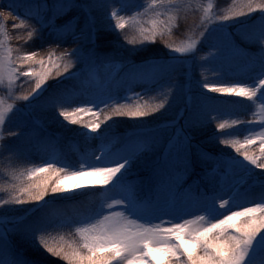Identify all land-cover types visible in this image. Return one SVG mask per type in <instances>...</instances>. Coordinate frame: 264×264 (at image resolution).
Segmentation results:
<instances>
[{"label": "snow or ice", "instance_id": "snow-or-ice-1", "mask_svg": "<svg viewBox=\"0 0 264 264\" xmlns=\"http://www.w3.org/2000/svg\"><path fill=\"white\" fill-rule=\"evenodd\" d=\"M110 7L112 0H9L6 6L0 0V91L14 101L5 105L0 97V126L7 123L8 111L26 115L51 111L57 122L63 117L82 125L90 131L81 135L87 138L95 133L93 140L100 141L78 168L66 160L45 159L27 170L26 182L7 186V198H0V264H58L51 257L66 264H264V108L259 124L248 122L259 132L220 140L243 159L230 154L217 157L216 167L210 169L198 134L209 122L206 101L217 97L204 92L191 96L178 119L158 127H150L146 118L164 109L168 97L156 104L145 100L165 72L182 63L178 55L165 53L161 57L154 44L158 37L170 38L189 10L199 14L200 23L184 41L164 40L170 52L194 56L197 45L206 43L208 61H223L225 53L250 58L256 69L249 77L250 84L204 81L202 87L264 100V0H239L223 12L213 11L212 0L206 5L151 0L146 7L136 4L142 12L132 15H121L130 7L126 2L107 13ZM97 9L105 11L103 19ZM149 14L150 27H140L137 36L125 31L126 25L137 23L138 16ZM9 17L12 29L31 20L38 27L29 31V36L35 33L45 43L71 47L55 59L49 54L47 61L37 60L36 51H23L17 60L26 67L17 68L11 49L4 51L8 38L4 21ZM113 34L117 37L115 47H109ZM121 34L132 47L120 42ZM35 64L38 69L32 67ZM74 65L78 73L69 72ZM116 66L122 74L102 81L98 78L101 71ZM216 67L221 73L230 70L224 63ZM20 77L25 78L20 83L29 84V89L17 95ZM50 79L54 82L48 83ZM73 79L90 86L84 88L83 99L69 103L65 100L66 81ZM174 86L182 87L179 82ZM84 114L87 119L82 118ZM128 121L132 122L129 130L116 136V130ZM244 123L232 121L234 125ZM217 128L224 129L225 123ZM28 134L25 122L19 133H9L17 136V141L0 143V152L31 159L30 146L20 139ZM31 134L36 135L37 130L32 129ZM110 138L124 147L110 150ZM257 140L259 155L247 147ZM38 174H43L42 178ZM15 176L20 180L23 173ZM133 176L136 179H131ZM188 180L192 184L185 188ZM90 185L108 186L105 202L95 211L59 221L44 213L49 197L71 201L85 194L75 189ZM252 196L255 198L249 199ZM74 225L75 237L69 242L51 234ZM13 235L19 236L24 248L15 245Z\"/></svg>", "mask_w": 264, "mask_h": 264}, {"label": "trees", "instance_id": "trees-1", "mask_svg": "<svg viewBox=\"0 0 264 264\" xmlns=\"http://www.w3.org/2000/svg\"><path fill=\"white\" fill-rule=\"evenodd\" d=\"M148 0H119V4L121 3H127L130 5L129 8H127L124 11V14H128L132 11V9L135 8L136 4H141L142 2H147ZM237 0H212V3L214 4L213 11H227L229 8L233 7ZM9 0H3V4L6 6ZM13 2H20V0H13ZM20 14L23 15L24 9L21 8ZM199 14L193 15L191 13V10H189V14L186 16V19L180 20L178 27H175L172 32V36L169 38L171 41L174 42H181L185 38L191 35V30L193 29V26L200 23V20L198 19ZM32 22L31 20L28 22L30 24ZM6 24L5 31L8 33V38L5 40V47L4 48H10L12 55L14 57V60L16 62H19L16 57H18L20 54H22L23 51H36L37 57L36 59L39 60L43 58L45 61L48 60L49 54L53 55V58L59 57L60 53L63 51L64 48L71 47V45H61L60 47H57L55 43H45L41 40H39L35 33H33L32 36H29L26 34V29L29 26L28 24L21 25L17 29H12L11 25L13 23L11 17H9L6 21H4ZM35 26L37 24L35 23ZM38 27V26H37ZM137 27L135 25L126 26L125 31L128 32L130 36H137L138 31ZM27 35V36H26ZM26 36V37H25ZM116 35L113 34L111 36V43L109 47H115V40ZM119 40L121 43H125L123 35H119ZM165 39H160L159 37L155 41L154 47L158 50H160V56L163 57L165 53L167 52L166 45L163 42ZM127 47H132L133 45L126 44ZM138 46V45H137ZM208 50V45H205L202 43L199 47V50L196 52L198 55V58H196L195 63L192 64L193 70H194V77L197 78L199 82H227L230 80L233 81H241L244 83H247L250 80V76L253 73L254 66L251 64H248L249 58L246 56H243L242 58H233L231 60H224V61H203L201 59V55L203 53H206ZM16 56V57H15ZM224 63L225 66H230L232 68H235V71H232V73H229V70L224 71L221 73L217 70V64ZM37 65H32L34 69H37ZM21 67H26L22 65ZM20 67V68H21ZM205 71L201 72L200 70ZM180 71V70H179ZM69 72L78 73L77 66H73L69 69ZM102 71L99 73V79H102ZM168 74V75H167ZM65 76L68 75V73H64ZM166 75V76H165ZM176 76V72L173 70L166 71L165 74L162 76L164 79L171 78V80H168L166 84L168 86H171V88H174L175 81L177 82V79L174 77ZM161 77V78H162ZM59 79V78H57ZM24 77H20V81H17V84L19 85L16 90V94H24L29 89V84L24 83L21 84V81H24ZM89 80L94 83L95 80L92 77H89ZM54 81L50 79L48 83H53ZM67 85V91L65 94V100L69 103L78 101L80 99L84 98V88L88 87L90 85H84L80 82L78 79H73L70 81H66ZM197 84L195 83L196 86ZM196 89V87L194 88ZM139 91V88L137 89ZM172 93H175V95H172ZM170 94L165 93L163 90H160L157 85L153 86V90L149 93V96L145 97V100H147L151 104L159 103L161 100L165 98V96L168 97V103L165 104V108L161 109L159 112L154 113L152 117H148L146 119L151 121L150 127H158L162 126L165 123H167L170 120L178 119L179 117V111L183 108L185 109L186 103L185 99L188 98V93L186 96L184 94H177L176 92H173ZM44 98H42L43 100ZM20 104V102L18 103ZM23 104V103H21ZM170 105V106H169ZM208 105V108L214 110L215 112H219L221 115L218 119H210L208 124L201 129L200 133L198 134V139L203 141V148L206 156L208 157V163L209 166H213L216 163V158L218 157V153L220 151H223L226 147H230V145H224L220 143V140L222 139H232L233 137H240L243 134V131L245 129L244 125L236 124L231 126H226L224 129H218L217 124L221 122H229L233 120H240V121H246L247 115L251 111V107L248 104L246 100L243 99H218L213 104ZM51 111L48 112H40L36 111L30 115H26L24 111H19L13 114L12 112L9 114L8 118L6 119V124L2 125L0 128V136H2V139H0V143H3L4 141L8 142H16L18 137L9 135V133L15 132L19 133L21 131V126L27 122L28 125V131L29 134L25 135L24 137H21L20 139H23L29 146L31 151L33 149H38L40 151H46L47 145L50 143V140L52 138L51 134H49L48 130H44L43 128L36 125L33 118L39 117L42 115H49L51 114ZM124 120H127V118H121ZM111 123V122H109ZM131 121H128L125 124L120 125V127L116 130V136H122L124 135L131 125ZM180 123H183L181 120ZM225 123V124H227ZM35 129L37 130L36 135L31 134V130ZM103 129V125H102ZM165 134H168L165 132ZM110 137H112L111 133H108ZM72 140H76L75 138H70ZM58 140H63L64 142H67V139L60 138ZM77 143H79L78 140H76ZM96 140H94L95 142ZM100 142L99 140H97ZM114 143L116 146L121 147L124 146L122 144H119L118 141L115 138H110L108 143ZM86 144H90V142H84ZM83 143V144H84ZM82 143L78 145V150L82 149ZM33 156L31 154V159L28 160H21L17 159L14 156H11L7 152H0V169H11L15 170L19 167L24 166L26 163H31L33 161ZM63 159H66V156H64ZM261 171V169H258ZM131 179H136L135 176L131 177ZM192 181L188 180V183L185 185V187H188V185H191ZM81 193H85L82 196L77 197L74 200L71 201H63V200H55L53 201L51 197L48 199L50 200V203L45 207L44 213L48 215L49 213H55L61 216H64L66 214H69L70 216H73L74 218L80 217V216H86L90 212L95 211V208L97 207L99 201L101 200L102 196H104V190L101 187L96 188H89L85 191H82ZM32 213H29L28 216H31ZM69 232V231H67ZM60 234L57 236H53L56 240H60L61 237L65 242L71 241L75 236L73 234L69 233ZM13 242L20 241L23 242L18 235H13ZM15 240V241H14ZM22 244V243H21ZM24 247V245H21ZM19 247V246H18ZM27 252V250H26ZM53 260H58V264H66L65 261L59 260V258L51 257Z\"/></svg>", "mask_w": 264, "mask_h": 264}, {"label": "rangeland", "instance_id": "rangeland-1", "mask_svg": "<svg viewBox=\"0 0 264 264\" xmlns=\"http://www.w3.org/2000/svg\"><path fill=\"white\" fill-rule=\"evenodd\" d=\"M101 2H103V0H101ZM151 0H148L147 2H142L141 4L145 5V7L147 6L148 3H150ZM189 3L192 4H199V3H204L205 5L207 4L208 0H188ZM239 0H237L235 3H238ZM119 0H112V7L107 9V13H111V11H113V9L119 10ZM135 12H142V9H137L136 7L134 9H132V11L128 14H124V12L121 13V15H132ZM96 14L103 19L105 16V11L103 9H97L96 10ZM109 19H111L110 15L108 17ZM150 19L151 16L149 15H140L137 17V23L133 24L137 27V29H139L140 27H150ZM186 17H183V20H185ZM114 23V22H113ZM29 26L26 29V34L28 35L29 31H31L33 28H37V26H35V22L32 21L30 22V24H28ZM129 26V25H126ZM211 25H209L210 27ZM139 31V30H138ZM26 35V36H27ZM25 36V37H26ZM169 39L167 36L164 38ZM186 40V38L184 39ZM183 40V41H184ZM164 42V40H163ZM165 44V43H164ZM202 44V43H201ZM198 44L197 47L199 49L200 45ZM205 45H207L206 43H204ZM166 45V44H165ZM166 50L168 52L169 55H178L181 57L182 63L173 71L176 72V76H174L177 79V82H179V84L182 86L180 89L175 88H171V86H168L167 81L171 80V78L168 79H164V77H162L159 81V84L157 85V87L160 90H163L165 93L170 94L173 92H176L177 94H184L186 96V94L188 95V98L185 99V103L186 105L190 102V97L199 93V92H204L207 94L208 97H217L216 100H207L206 103L211 105L213 104L215 101H217L218 99H243L246 100L248 102V104L251 107V111L248 113L247 115V120L243 121L245 122L243 125L245 127L243 134L240 137H235L238 139H242L244 136L246 135H252L255 134L257 132L260 131V129L258 127H253V126H249L248 122H251V124L255 125V124H259L261 121L258 119V117L261 115V109L264 108V100L262 99H249L247 97H240L236 94H219V93H214V92H210L207 89H203L202 87V83L203 82H199L198 80H196L197 78L194 77V70L192 67V64L195 63L196 58H198V55L195 53L194 56H189V55H182V54H178V53H171L170 49L166 46ZM8 48H4V51L7 52ZM208 53H209V48L206 51V53H203L201 55V59L203 61H208ZM11 57L14 60V57L12 55L11 52ZM16 57V56H15ZM225 60H231L233 58H242V55H236V56H232V57H228V54L225 53ZM17 59V57H16ZM15 61V60H14ZM224 61V60H223ZM248 64L253 65V62L251 61V59L249 58ZM22 65L19 64V62H16V67L20 68ZM39 68V65H37V69ZM180 70V71H179ZM201 72H205L202 70H200ZM232 71H235V68L230 67L229 73H232ZM102 79L101 81L106 78L109 75H116L117 73H121V70L118 66L113 67L112 69H108V70H103L102 71ZM168 75V74H167ZM166 76V75H165ZM232 82H237L230 80L224 83H232ZM176 83V81H175ZM195 83L197 84L196 86ZM247 83H251V81L247 82ZM196 87V89H194ZM0 97L4 98L5 100V105L9 104V103H13V100H8V98L4 95L3 91H0ZM24 103L23 101H19L16 100L15 103ZM123 102V101H121ZM184 111V109L182 108L179 111V116L180 114ZM11 113V111H8L5 113V120L8 118L9 114ZM220 113L219 112H215L214 110L209 108V112H208V120L210 119H218L220 117ZM55 116L59 117V113L58 111L55 112ZM178 116V117H179ZM84 119L88 118L87 114H84V116L82 117ZM34 122L36 123L37 126L43 128L44 130H48L49 134H51L52 138L50 140V143L47 145L46 147V151H40L38 149H33L31 151V154L34 155L33 156V161L31 163H26L24 166L19 167L15 170H11V169H0V198H7L8 195V191H7V186L9 184H17L20 183L22 181L26 182V177H27V170L29 168H34L36 166H39L43 160L45 159H52V158H56V159H61V160H66L68 162H70L74 167H80L81 164L85 163V159L84 157L90 153L94 148H96V146L100 143L97 140L94 142L93 140V136H95V133H92L91 136L89 137H84L83 135H81V133L83 132H89L90 130L87 128H84L82 125L79 124H71L68 121H65L63 119V117H59V122H57V120L53 119V114H49V115H42L39 117H34L33 118ZM227 123V122H225ZM226 126H231L234 125L232 124V121H229L227 124H225ZM1 128V126H0ZM60 138H64L67 139V142H64L63 140H58ZM70 138H75L76 140L79 141L80 145L82 143V149L78 150V145L79 143H77L76 140H72ZM90 144H86L84 142H90ZM84 143V144H83ZM107 147L110 150L116 151L119 150L122 147H118L116 146V144L110 142L107 143ZM124 147V146H123ZM249 151L254 152L255 154L259 155L261 153V145L259 144V141H255L252 145L247 146ZM231 156H236L238 159H243V157H240L234 149H232L231 147H226L225 149H223V151H220L218 153V157H223V158H227L228 155ZM64 156H66V159H63ZM93 159L95 157H92ZM247 163V162H245ZM216 167V163L215 165H211V168ZM257 172H260L258 169H256ZM262 171V170H261ZM23 173V176L21 177L20 180L16 179L15 174H19V173ZM43 174H38L39 178H42ZM38 177H33L32 179L35 180ZM96 187H101L104 192L105 189L108 188V186L105 185H90V186H82L80 188L75 189L74 191L76 192H82L85 191L89 188H96ZM187 188V187H185ZM109 192L111 191H115V189H108ZM259 193V188L257 186L256 189V195H258ZM64 195H67V193H64ZM105 195V193H104ZM255 198V196L249 197V199H253ZM104 196H102L101 200L99 201L97 207L95 208V210L97 208H99L103 203H104ZM119 210V209H116ZM21 215H24V213H20ZM29 214V213H28ZM27 214V215H28ZM48 216L54 220H67V219H76L79 217L74 218L73 216H69V217H64L55 213H49ZM81 217V216H80ZM75 225L72 228H63V229H55L52 231V236H57L60 234H64L66 233H71L75 236V231H74ZM13 238V237H12ZM78 238V237H76ZM15 241V240H14ZM15 245L19 248H24L21 245H24L23 242L20 243V241H15L14 242ZM27 249H25L26 251Z\"/></svg>", "mask_w": 264, "mask_h": 264}]
</instances>
